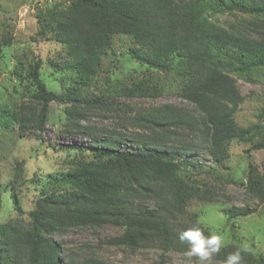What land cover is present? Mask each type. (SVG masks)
<instances>
[{
  "label": "trees",
  "instance_id": "trees-1",
  "mask_svg": "<svg viewBox=\"0 0 264 264\" xmlns=\"http://www.w3.org/2000/svg\"><path fill=\"white\" fill-rule=\"evenodd\" d=\"M67 1L48 7L39 18L38 34L50 35L65 47L71 87L51 89L40 63H35L23 76L33 86L31 96L13 106L0 104V129L16 124L22 136L42 139L50 103L70 101L66 129L93 137V158L75 161L70 171L49 174L28 221L0 222V264H107L95 257L71 258L55 238L71 228L106 224L122 229L107 243L156 248L161 251L158 264H163L167 252L188 250V243L179 239L188 227L199 222L205 235L210 234L197 215L185 220L193 200L212 201L209 192L194 183L193 174L201 168L196 155L205 153L212 165L225 166L233 140L264 150V107L249 126L235 121L244 100L235 76L256 81L257 73L264 74V0ZM217 13L245 15L243 30L217 24ZM117 35L130 38L132 59L174 72L181 82L180 96L194 111L171 103L144 108L133 113L137 128L130 131L82 123L113 110L111 101L89 88ZM10 45L11 36L0 39V58ZM110 91L119 97H158L164 87L150 76ZM242 184L264 202V159L261 167L248 165ZM11 190L13 209L20 211L19 197ZM254 211L247 206L224 209L228 220ZM237 249L242 264H264L262 253L250 248L244 252L235 242L225 243L215 258L224 264Z\"/></svg>",
  "mask_w": 264,
  "mask_h": 264
},
{
  "label": "rangeland",
  "instance_id": "rangeland-1",
  "mask_svg": "<svg viewBox=\"0 0 264 264\" xmlns=\"http://www.w3.org/2000/svg\"><path fill=\"white\" fill-rule=\"evenodd\" d=\"M67 4V0H0V39L12 37V45L0 58V104L13 106L28 99L33 92L30 82L25 80L28 68L39 62L41 74L48 86L57 91L71 87V73L64 67L68 62L65 47L50 35L40 36L39 18L52 4ZM246 16L241 13H217L213 20L229 29L243 30ZM129 37L117 35L112 50L104 56L103 68L89 90L103 101H111L113 110L103 115L93 114L88 123L94 129L130 131L137 128L133 113L162 103H171L194 111V106L180 96L181 82L174 72H161L132 59ZM22 66L16 71L15 65ZM153 76L164 91L158 97H119L110 88L117 84L130 85L143 77ZM66 83L62 84V79ZM243 102L235 113L240 126H249L258 121L257 114L264 107V74L255 75L256 81L235 76ZM71 102L50 103L49 118L42 139L22 136L16 124L0 129V222L10 219L28 221V213L35 208L45 178L49 174L67 172L74 168L77 160H91L93 137L66 129L65 108ZM97 111V110H95ZM119 114V116H118ZM264 124V121L262 122ZM251 144L233 140L229 159L225 166L212 165L207 154L196 155L200 162L199 172L193 174L194 183L204 192H209L212 201L193 200L187 207L185 220L197 217L209 233H219L225 243L235 242L264 255V202L249 193L245 182L250 163L261 167L264 150L250 149ZM15 178H18L14 183ZM19 197L20 211L13 209L11 189ZM231 206H247L255 211L246 217L227 219L224 209ZM122 232L118 226L106 224L101 227L71 228L56 235L63 251L71 258L95 257L107 264H158L160 250L128 248L107 243V239ZM187 250L169 251L163 264H222L215 254L212 260L198 262L188 257ZM64 264H67L65 261Z\"/></svg>",
  "mask_w": 264,
  "mask_h": 264
},
{
  "label": "clouds",
  "instance_id": "clouds-1",
  "mask_svg": "<svg viewBox=\"0 0 264 264\" xmlns=\"http://www.w3.org/2000/svg\"><path fill=\"white\" fill-rule=\"evenodd\" d=\"M179 239L181 242H187L189 245L186 255L197 258L198 262L212 260L214 254L219 253L221 248L225 246V241L221 234L213 232L205 235L203 229L199 226V222L182 231ZM243 251L247 252L248 249L245 248ZM242 261V251L237 249L234 252L228 253L224 264H242Z\"/></svg>",
  "mask_w": 264,
  "mask_h": 264
}]
</instances>
